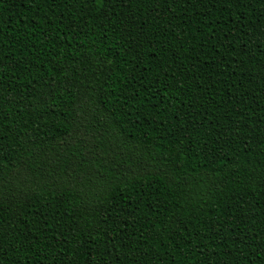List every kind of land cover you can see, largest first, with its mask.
Returning <instances> with one entry per match:
<instances>
[{
    "label": "trees",
    "instance_id": "trees-1",
    "mask_svg": "<svg viewBox=\"0 0 264 264\" xmlns=\"http://www.w3.org/2000/svg\"><path fill=\"white\" fill-rule=\"evenodd\" d=\"M0 264H264V0H0Z\"/></svg>",
    "mask_w": 264,
    "mask_h": 264
}]
</instances>
